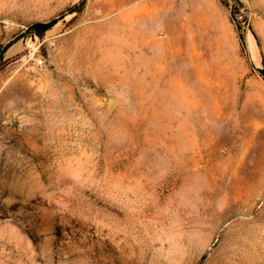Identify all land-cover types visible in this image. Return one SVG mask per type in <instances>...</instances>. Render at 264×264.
Returning <instances> with one entry per match:
<instances>
[{
    "label": "rangeland",
    "instance_id": "1",
    "mask_svg": "<svg viewBox=\"0 0 264 264\" xmlns=\"http://www.w3.org/2000/svg\"><path fill=\"white\" fill-rule=\"evenodd\" d=\"M80 1L0 0V264H264V0Z\"/></svg>",
    "mask_w": 264,
    "mask_h": 264
},
{
    "label": "trees",
    "instance_id": "2",
    "mask_svg": "<svg viewBox=\"0 0 264 264\" xmlns=\"http://www.w3.org/2000/svg\"><path fill=\"white\" fill-rule=\"evenodd\" d=\"M86 5V0H81L78 4H76L73 8V12H80L83 10L84 6ZM53 25V23L46 24V23H37L31 27L33 31H35L36 34L39 36H43L45 32L50 29V27ZM21 35H17L13 40H11L7 45L3 46L2 49H0V59L3 60L4 54L6 51L19 39H21ZM241 40L244 42V37L242 34H240ZM262 75L264 76V69L261 70Z\"/></svg>",
    "mask_w": 264,
    "mask_h": 264
},
{
    "label": "bare ground",
    "instance_id": "3",
    "mask_svg": "<svg viewBox=\"0 0 264 264\" xmlns=\"http://www.w3.org/2000/svg\"><path fill=\"white\" fill-rule=\"evenodd\" d=\"M129 1V0H128ZM141 1V0H140ZM166 2H167V0H166ZM186 2H187V0H186ZM192 2H194L195 4H197V3H200V2H202V0H192ZM124 3V2H123ZM194 4V5H195ZM180 6H176V5H174V4H170V5H167V7H168V10L170 11V12H173L174 14H177V17L178 18H181L180 16H182V13H185L187 10H188V8L187 7H185V5H181V3L179 4ZM192 5V4H191ZM190 5V8H192V6ZM118 6V5H117ZM197 12H199V11H197ZM151 11H149V10H147L146 11V13H139L138 14V18L140 17V16H142V17H140V18H144V17H147V18H149V20L147 19V18H144V19H146L145 21H150V20H152L153 19V15H151ZM188 14H189V11H188ZM190 15V14H189ZM185 17V16H184ZM190 17V16H189ZM187 18V17H186ZM181 19H183V18H181ZM141 20V19H140ZM179 20V19H178ZM184 20H185V18H184ZM139 21V20H138ZM176 21V20H175ZM154 22V21H153ZM167 22V21H166ZM174 22V21H173ZM178 22V21H177ZM186 22V21H185ZM140 23V22H139ZM138 23V24H139ZM142 23V22H141ZM152 23V22H151ZM137 24V25H138ZM150 24V23H149ZM173 24V23H172ZM183 24V23H182ZM190 24V23H189ZM147 25H148V22H147ZM178 25V24H177ZM144 26V25H143ZM142 26V27H143ZM139 27V26H138ZM141 27V28H142ZM172 27V26H171ZM185 27V26H184ZM147 28V27H146ZM186 28V27H185ZM143 29V28H142ZM154 31V30H153ZM175 35V34H174ZM176 38H178V36H176Z\"/></svg>",
    "mask_w": 264,
    "mask_h": 264
}]
</instances>
